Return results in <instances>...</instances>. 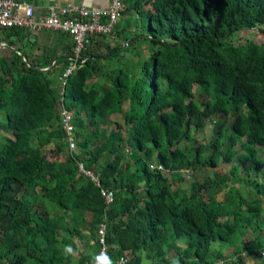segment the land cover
I'll return each instance as SVG.
<instances>
[{
	"label": "trees",
	"instance_id": "16d2710c",
	"mask_svg": "<svg viewBox=\"0 0 264 264\" xmlns=\"http://www.w3.org/2000/svg\"><path fill=\"white\" fill-rule=\"evenodd\" d=\"M122 4L64 79L68 34L0 29V264H89L99 223L113 263L249 264L264 252V40L231 37L264 35V0Z\"/></svg>",
	"mask_w": 264,
	"mask_h": 264
},
{
	"label": "built area",
	"instance_id": "2783aa9c",
	"mask_svg": "<svg viewBox=\"0 0 264 264\" xmlns=\"http://www.w3.org/2000/svg\"><path fill=\"white\" fill-rule=\"evenodd\" d=\"M124 6L121 0H109L106 9H90L79 4L46 6L44 14H37L34 7L23 0H0V29L22 28L30 34H39L44 30H57L70 36L73 42L70 64L61 73V78H66L71 71L77 68V62H82L81 51L90 34H111L116 20ZM5 42H0V48ZM62 123L67 136L68 146L72 148V126L70 114L64 110L61 112ZM106 202L111 200V194L105 195ZM105 224L97 225V241L100 244V253L104 252ZM126 257H118L113 264L126 263Z\"/></svg>",
	"mask_w": 264,
	"mask_h": 264
},
{
	"label": "rangeland",
	"instance_id": "374dc122",
	"mask_svg": "<svg viewBox=\"0 0 264 264\" xmlns=\"http://www.w3.org/2000/svg\"><path fill=\"white\" fill-rule=\"evenodd\" d=\"M122 1V0H121ZM145 9H148L150 8V6L147 4L144 6ZM121 18V17H120ZM119 20V19H117ZM116 20V22H117ZM263 34H258L256 33L255 31L253 30H246V31H243L241 32L239 35L237 34H234L232 37H231V40L232 42L234 41H237V42H244L245 40L249 39V38H260L261 40H264V35L262 36ZM41 37V33L37 36V38ZM0 39H1V32H0ZM103 48H101L102 50ZM0 55H7V52L6 50H2L0 49ZM108 121L112 124L113 122H121V116L120 115H112L111 117L108 118ZM213 121L214 119H211L210 121H207L205 127L203 130H199L196 132V138L197 140L199 141H207L208 138L210 137V134H211V129L213 127ZM110 125V124H109ZM0 134H3V131L0 130ZM47 149H44L45 151L44 152H47V150L49 149L48 147H46ZM231 163H222L221 161L217 163L216 167L213 169V170H217V171H220L222 172L223 174H225V171L229 168ZM176 173L179 175V176H182L183 177V180L179 183V185L182 187V188H185L187 189L189 184H190V181L191 179L188 177V175L186 174V169H179L178 171H176ZM165 175V174H164ZM165 176H168V175H165ZM221 195H218V197H220ZM86 218L89 219V214H85ZM75 242H76V245L78 247L79 250H84L85 248V245L83 243L82 240L78 239V238H75L74 239ZM90 243H92V241H90ZM215 245V244H214ZM85 252H88L87 250ZM173 250H170L169 251V255L173 254ZM224 253L226 254H230V248L225 250ZM246 257V261L247 263L249 264H262L263 262V258H264V252H259V253H254V254H250L249 256H245ZM75 261V259H74ZM148 261L147 259L145 260L144 258L142 259V264H147Z\"/></svg>",
	"mask_w": 264,
	"mask_h": 264
},
{
	"label": "crops",
	"instance_id": "0c3cea01",
	"mask_svg": "<svg viewBox=\"0 0 264 264\" xmlns=\"http://www.w3.org/2000/svg\"><path fill=\"white\" fill-rule=\"evenodd\" d=\"M23 1H26L29 4H31L34 7L35 12L37 14H44L46 6L50 4H58V5L79 4L90 9H106L109 3V0H23Z\"/></svg>",
	"mask_w": 264,
	"mask_h": 264
},
{
	"label": "clouds",
	"instance_id": "9594fccd",
	"mask_svg": "<svg viewBox=\"0 0 264 264\" xmlns=\"http://www.w3.org/2000/svg\"><path fill=\"white\" fill-rule=\"evenodd\" d=\"M62 255L65 257L73 256L76 254L75 249L71 245H64L61 249ZM89 264H113L111 257L106 252H101L99 254H93L91 257ZM121 264H124L121 261Z\"/></svg>",
	"mask_w": 264,
	"mask_h": 264
}]
</instances>
